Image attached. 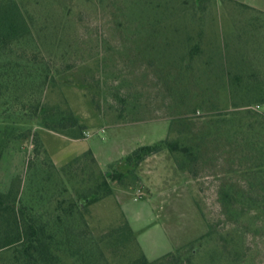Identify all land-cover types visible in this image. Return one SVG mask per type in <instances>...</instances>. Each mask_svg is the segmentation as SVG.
<instances>
[{
    "label": "rangeland",
    "instance_id": "1",
    "mask_svg": "<svg viewBox=\"0 0 264 264\" xmlns=\"http://www.w3.org/2000/svg\"><path fill=\"white\" fill-rule=\"evenodd\" d=\"M253 1L17 0L44 58L67 70L47 101L65 100L85 131L69 137L38 121L0 116V136L24 134L2 154L0 193L54 219L60 202L61 208L75 202L109 165L84 160L63 173L61 167L87 150L105 151L107 130L115 127L168 123L165 139L193 157L163 148L111 183L112 195L83 211L86 235L60 246V264H133L141 251L122 231L115 195L140 189L144 197L151 179L163 192L184 183L182 191L193 197V204L171 195L150 201L171 225L155 220L169 239L197 229L160 264H264V13L248 6ZM255 3L264 8V0ZM31 132L46 154H34ZM120 160L111 168L122 171ZM128 199L126 209L142 210ZM67 223L80 228L76 220ZM0 264H18L12 250L0 252Z\"/></svg>",
    "mask_w": 264,
    "mask_h": 264
},
{
    "label": "trees",
    "instance_id": "2",
    "mask_svg": "<svg viewBox=\"0 0 264 264\" xmlns=\"http://www.w3.org/2000/svg\"><path fill=\"white\" fill-rule=\"evenodd\" d=\"M34 35V30L23 15L17 0H0V116L20 123L38 121L48 131L69 137L73 133L80 136L85 131V126L75 117L67 102L63 100L61 106L47 101L49 88L67 70L60 72L51 66L50 58H44ZM197 49L196 46L191 48L189 56H193ZM22 135L23 132L15 135L11 131L0 136V159L9 141L19 140ZM29 137L35 155L41 150L45 152L36 132H31ZM163 148L172 152L179 151L187 160L193 159L189 148L180 147L177 142H168L166 139L138 146L121 158L122 171L112 169L109 165L105 173L99 172L96 177L98 182L80 193L75 202L67 208H61L60 202L57 210L62 214L54 219L51 215L45 218L43 214L36 213L32 206L22 203L10 193H0V252L12 250L13 260L18 264H60V246L70 245L87 233L83 211L101 198L112 195L111 183L120 182L125 174L135 170L147 157L159 154ZM84 160L96 163L91 150H87L70 164L61 167L60 172L63 173L69 165ZM75 220L80 224V228L76 230L67 223ZM122 231L129 237H135L126 221ZM59 233L63 236L59 237ZM209 233L189 244L201 241ZM180 250L181 248H177L153 261H149L141 253L133 264H160L161 259L175 258ZM79 255L83 260L84 255Z\"/></svg>",
    "mask_w": 264,
    "mask_h": 264
},
{
    "label": "crops",
    "instance_id": "3",
    "mask_svg": "<svg viewBox=\"0 0 264 264\" xmlns=\"http://www.w3.org/2000/svg\"><path fill=\"white\" fill-rule=\"evenodd\" d=\"M255 2H257V0H255ZM255 2H248V6L264 13V8L262 5H259V3ZM168 126V123L154 122L150 124H135L129 127H115L113 129H109L106 133L108 138L105 144L102 143V145L106 147L105 151L99 152L98 154L93 151L91 152L99 165L108 166L113 162L123 158L138 146L149 145L157 141L164 140L169 129ZM150 157H154V155ZM150 157L148 158L150 159ZM164 179L165 178H163L162 181H165ZM187 187L188 186H186L184 183H179L175 187H170L163 192L160 191V188L154 184L153 179H151L147 184L148 193L144 197L140 189H137L132 195L125 190H121L115 195L117 196V203L122 210V215L133 231L135 240L141 253H143V255L149 261L156 260L173 252L179 247V245H181L182 242L188 241L190 239L189 237H191L197 230L194 227H187L185 230L186 236H182L181 238L174 241V238L169 239L164 229L161 227V225L156 223L155 220L161 218L160 220H162L165 226L164 228L166 229L171 227V225L164 222V216L158 217L155 214V208L151 207L150 205V201H155L159 204L161 202L160 199H167L170 197V195L178 198H185L189 204H193L192 195L187 190L182 191ZM177 189L181 191H178ZM171 193L175 194L172 195ZM127 196L129 198L128 201L132 203L141 202L143 204V208L142 210L140 209V212H138L137 209L134 210V208H132V210L125 208V203L123 202H125L124 200L127 198ZM130 202H126V205H130L127 204ZM194 214L195 212H193V217Z\"/></svg>",
    "mask_w": 264,
    "mask_h": 264
}]
</instances>
